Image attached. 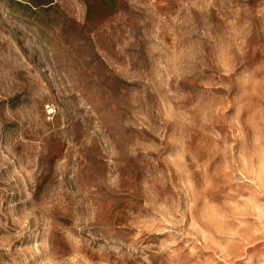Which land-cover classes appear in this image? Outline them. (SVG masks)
Returning a JSON list of instances; mask_svg holds the SVG:
<instances>
[{"label":"rangeland","instance_id":"rangeland-1","mask_svg":"<svg viewBox=\"0 0 264 264\" xmlns=\"http://www.w3.org/2000/svg\"><path fill=\"white\" fill-rule=\"evenodd\" d=\"M0 264H264V0L0 4Z\"/></svg>","mask_w":264,"mask_h":264},{"label":"crops","instance_id":"crops-1","mask_svg":"<svg viewBox=\"0 0 264 264\" xmlns=\"http://www.w3.org/2000/svg\"><path fill=\"white\" fill-rule=\"evenodd\" d=\"M56 0H0V4H9L13 2H19L23 4H29L32 6L49 5L54 3Z\"/></svg>","mask_w":264,"mask_h":264}]
</instances>
